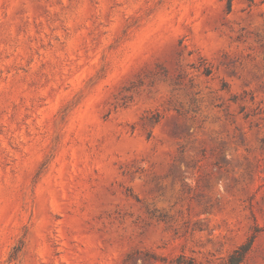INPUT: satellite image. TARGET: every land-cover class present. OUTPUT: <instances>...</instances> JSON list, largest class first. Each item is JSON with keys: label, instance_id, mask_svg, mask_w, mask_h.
Instances as JSON below:
<instances>
[{"label": "rangeland", "instance_id": "1", "mask_svg": "<svg viewBox=\"0 0 264 264\" xmlns=\"http://www.w3.org/2000/svg\"><path fill=\"white\" fill-rule=\"evenodd\" d=\"M264 264V0H0V264Z\"/></svg>", "mask_w": 264, "mask_h": 264}, {"label": "trees", "instance_id": "2", "mask_svg": "<svg viewBox=\"0 0 264 264\" xmlns=\"http://www.w3.org/2000/svg\"><path fill=\"white\" fill-rule=\"evenodd\" d=\"M251 245L252 241L240 246L237 250H235L228 260L229 264H241L248 254Z\"/></svg>", "mask_w": 264, "mask_h": 264}]
</instances>
